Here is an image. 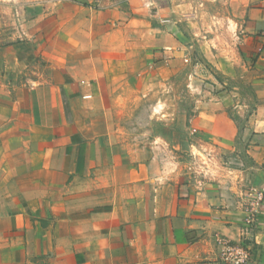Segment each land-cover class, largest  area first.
<instances>
[{"label": "crops", "instance_id": "0c3cea01", "mask_svg": "<svg viewBox=\"0 0 264 264\" xmlns=\"http://www.w3.org/2000/svg\"><path fill=\"white\" fill-rule=\"evenodd\" d=\"M261 1L0 0V264L4 256L20 264H224L218 238L248 244L250 264H264L256 197L264 196V43L255 107L226 106L233 98L224 94L198 107L192 147L207 158L184 176L178 159L152 157L144 124L135 133L104 122L100 108L96 125L87 111L95 76L84 68L128 66L134 29L109 25L103 41L76 47L77 32L66 26L89 16L127 19L131 2L145 20L159 3L162 47L171 49L183 20L203 32L191 2L226 5L223 18L250 35L264 28Z\"/></svg>", "mask_w": 264, "mask_h": 264}, {"label": "rangeland", "instance_id": "374dc122", "mask_svg": "<svg viewBox=\"0 0 264 264\" xmlns=\"http://www.w3.org/2000/svg\"><path fill=\"white\" fill-rule=\"evenodd\" d=\"M260 3L264 10V0ZM159 6V3L151 4L150 16L145 20L137 18L138 4L131 2L126 6L131 8L127 19L116 14L89 16L71 20L66 26L77 32L73 36L76 47L103 38V28L109 25L134 29V35L128 39L134 42L128 66L84 68L88 75L95 76L88 84L91 96L87 111L96 125L102 121L94 115L100 108L107 112V116L103 115L104 122L119 123L135 133L144 124V133L151 138L152 157L178 159L182 163V170H178L188 176L187 173L197 170V158H207L206 151L196 153L192 147L195 133L191 130V118L197 108L216 103L220 94L233 98L226 99V106L239 102L241 106L255 107L253 81L261 71L259 47L264 43V28L250 35L243 34L223 18L226 5L191 2L190 9L199 11L202 34H195L188 20H183L177 47L163 48L167 36L158 30L161 27ZM213 13L220 17H212ZM85 27H94L95 31L84 35ZM118 38L119 42L125 41L121 34ZM74 54L71 70L78 76L80 57L77 52ZM201 163L206 165L204 161ZM42 260L38 264H48ZM2 261L20 264L17 257L7 261L4 256Z\"/></svg>", "mask_w": 264, "mask_h": 264}, {"label": "built area", "instance_id": "2783aa9c", "mask_svg": "<svg viewBox=\"0 0 264 264\" xmlns=\"http://www.w3.org/2000/svg\"><path fill=\"white\" fill-rule=\"evenodd\" d=\"M258 200L264 203L263 193H256ZM263 206V204H262ZM218 243L223 245V252L220 260L224 264H250L252 258V249L246 243H235L230 240L218 238Z\"/></svg>", "mask_w": 264, "mask_h": 264}]
</instances>
